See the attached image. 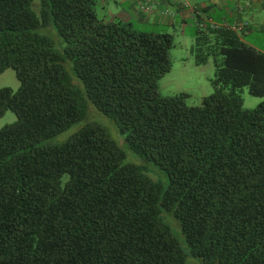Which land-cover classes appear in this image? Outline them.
Wrapping results in <instances>:
<instances>
[{
    "label": "trees",
    "instance_id": "obj_1",
    "mask_svg": "<svg viewBox=\"0 0 264 264\" xmlns=\"http://www.w3.org/2000/svg\"><path fill=\"white\" fill-rule=\"evenodd\" d=\"M173 46L105 20L96 0H0V75L20 82L0 89V119L17 116L0 129V264H264V101L247 110L241 95L264 98V53L198 27L191 55L216 73L194 107L160 93ZM91 108L140 165L96 122L49 142Z\"/></svg>",
    "mask_w": 264,
    "mask_h": 264
},
{
    "label": "rangeland",
    "instance_id": "obj_2",
    "mask_svg": "<svg viewBox=\"0 0 264 264\" xmlns=\"http://www.w3.org/2000/svg\"><path fill=\"white\" fill-rule=\"evenodd\" d=\"M97 8L100 17L109 21L114 17L123 21L124 23L131 22L140 31L149 33H168L173 36L174 46L171 51L172 68L160 81V93L162 96H174L178 94H188L187 103L189 106H201L205 97L211 95L214 91L212 80L215 79L216 67L210 60L206 65L197 66L191 55V47L195 42L196 27L189 23L185 31L180 25L175 27H168L163 25H155L152 20L140 21L138 15L135 13V8L131 1L123 3L122 0H96ZM137 8V7H136ZM137 10V9H136ZM139 12V11H138ZM114 15V16H113ZM38 32L42 35L48 36L58 40L57 33L53 34L49 28H41ZM246 40L264 50V36L261 33H256L251 37H244ZM11 88L17 91L20 88V82L16 77L13 69H7L0 75V89ZM244 99V108L247 110L255 109L264 98L252 96L247 88L241 92ZM17 121V116L11 111H8L4 117L0 119V129L13 124ZM96 122L108 128L113 140L120 145V147L127 154V162L131 164L140 165L142 160L131 152L126 144L124 137L118 132L114 122L103 115L97 109H90L87 117L75 124L72 128L64 134L51 139V143H63L74 133L84 128L88 123ZM164 177L162 183L167 185L168 177L161 168L152 164ZM165 221L170 224L172 230L180 242L181 246L188 253L189 248L185 241V236L182 232L181 223L172 214H164ZM185 264H204L200 259L192 257L188 254Z\"/></svg>",
    "mask_w": 264,
    "mask_h": 264
},
{
    "label": "crops",
    "instance_id": "obj_3",
    "mask_svg": "<svg viewBox=\"0 0 264 264\" xmlns=\"http://www.w3.org/2000/svg\"><path fill=\"white\" fill-rule=\"evenodd\" d=\"M122 1H131L140 21L152 20L155 25L172 28L180 25L183 31L189 23L196 30L199 25L232 28L236 24H246L242 31H236L237 34L243 41L264 53L263 49L244 38L256 33L264 36V0H155L154 9L150 13L142 12L137 0Z\"/></svg>",
    "mask_w": 264,
    "mask_h": 264
},
{
    "label": "built area",
    "instance_id": "obj_4",
    "mask_svg": "<svg viewBox=\"0 0 264 264\" xmlns=\"http://www.w3.org/2000/svg\"><path fill=\"white\" fill-rule=\"evenodd\" d=\"M139 2V6L142 12L150 13L154 9V1L155 0H137ZM246 24H236L232 27L234 31H242L245 28ZM199 27H204L203 25H199Z\"/></svg>",
    "mask_w": 264,
    "mask_h": 264
}]
</instances>
